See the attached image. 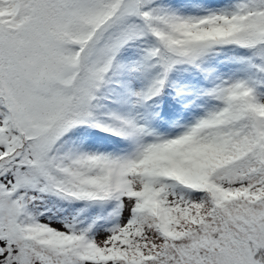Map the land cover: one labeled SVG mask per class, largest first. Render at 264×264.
<instances>
[{
  "label": "snow or ice",
  "instance_id": "obj_1",
  "mask_svg": "<svg viewBox=\"0 0 264 264\" xmlns=\"http://www.w3.org/2000/svg\"><path fill=\"white\" fill-rule=\"evenodd\" d=\"M0 264H264V0H0Z\"/></svg>",
  "mask_w": 264,
  "mask_h": 264
}]
</instances>
